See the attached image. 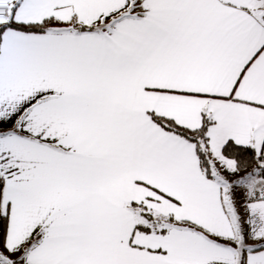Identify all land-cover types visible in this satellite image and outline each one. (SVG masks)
<instances>
[{"label":"crops","instance_id":"crops-1","mask_svg":"<svg viewBox=\"0 0 264 264\" xmlns=\"http://www.w3.org/2000/svg\"><path fill=\"white\" fill-rule=\"evenodd\" d=\"M257 9L262 0H0V26L57 21L2 32L4 251L20 264H264V248L232 245L222 187L194 144L150 116L199 129L208 113L212 172L225 179L240 177L228 141L264 158ZM246 212L245 237L261 242L264 198Z\"/></svg>","mask_w":264,"mask_h":264},{"label":"trees","instance_id":"trees-1","mask_svg":"<svg viewBox=\"0 0 264 264\" xmlns=\"http://www.w3.org/2000/svg\"><path fill=\"white\" fill-rule=\"evenodd\" d=\"M17 4H15L16 6ZM15 8V7H14ZM57 25V21L53 18H48L41 23H16L10 22L0 26V43L2 39V32L8 27H13L27 32H45L49 28ZM94 26H80V30L88 31L94 30ZM151 118L161 127L170 131L194 144L196 153L199 159L200 167L203 173L212 178L211 163L213 159V153L210 148L208 138V128L213 123L211 116L208 113H204L203 124L199 129H188L177 124L174 120L159 116L155 113H150ZM223 154L235 161L238 170L244 171L245 169L254 167L258 164L260 159H264L262 154H259L256 149L251 145H238L233 141H228L223 147ZM264 170V169H263ZM1 189V186H0ZM263 197H256L255 199H263ZM254 200V199H253ZM173 219V218H172ZM2 227L0 241L3 247H5V237L8 228V217H2ZM264 248V243L258 247V249Z\"/></svg>","mask_w":264,"mask_h":264},{"label":"rangeland","instance_id":"rangeland-1","mask_svg":"<svg viewBox=\"0 0 264 264\" xmlns=\"http://www.w3.org/2000/svg\"><path fill=\"white\" fill-rule=\"evenodd\" d=\"M138 2V1H137ZM135 2V3H137ZM264 3V0H262ZM259 12H264V9H257ZM54 19V18H53ZM56 20V19H54ZM231 159V158H230ZM233 160V159H232ZM237 166V165H236ZM264 159H260L254 167L239 171L240 177L234 179H225L221 174L212 172L211 174L217 178L222 187L223 203L227 213L230 215L234 223L237 239L232 241V245L242 248L257 247L262 245L261 240L253 243L246 239V204L247 201L253 200L256 197L264 196ZM2 217L0 215V236L2 227ZM260 243V244H259ZM264 243V242H263ZM256 245V246H254ZM0 261L2 264H20L19 260L11 254L4 251L0 241Z\"/></svg>","mask_w":264,"mask_h":264}]
</instances>
